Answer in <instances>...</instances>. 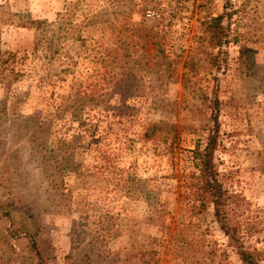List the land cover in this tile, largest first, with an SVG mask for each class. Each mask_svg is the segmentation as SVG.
Segmentation results:
<instances>
[{"label":"rangeland","instance_id":"obj_1","mask_svg":"<svg viewBox=\"0 0 264 264\" xmlns=\"http://www.w3.org/2000/svg\"><path fill=\"white\" fill-rule=\"evenodd\" d=\"M70 2L0 0V50L15 54L22 74L6 92L0 87V202L14 207V224L20 206L47 264H240L211 207L198 211L170 176L204 140L210 111L202 96L215 92L214 162L225 188L245 200L240 232L264 264V0H80L72 22L86 16L89 25L56 43L53 27ZM221 13H231L225 23L236 44L211 66L217 48L206 22ZM139 24L154 37L129 28ZM95 42L108 55L102 64ZM100 88L97 103L84 102L81 125L59 117L61 100ZM97 118L119 147L115 171L108 180L65 173L64 202L47 152L62 138L88 142ZM153 124L168 130L165 143L138 138ZM171 139L174 155L165 151ZM74 159L92 172L91 154ZM5 227L0 209V233Z\"/></svg>","mask_w":264,"mask_h":264},{"label":"trees","instance_id":"obj_2","mask_svg":"<svg viewBox=\"0 0 264 264\" xmlns=\"http://www.w3.org/2000/svg\"><path fill=\"white\" fill-rule=\"evenodd\" d=\"M70 1L67 13L60 15L59 20L53 27L55 31L52 32L51 38H54L56 43H59L60 39L77 36L82 26L84 24L85 26L89 25L90 23V19L84 16L79 24H73L72 18L76 14L80 0ZM1 9L0 13L2 14ZM230 18L231 13H221L206 22V29L210 34L209 45L212 48H217L216 54L208 56V62L211 66L217 65V54L223 53L221 50L222 47H225L229 41L232 44H236L235 38L228 39V25L225 21H230ZM7 21L5 20V22ZM32 24L31 22L28 25ZM35 25L40 27L42 22H35ZM129 28L139 33V36L142 38H153L156 34H151V29L144 28L142 24L137 25L136 28L130 25ZM95 47L92 51L94 52L95 60L102 64L105 61L104 57L107 58L108 55L106 53L102 54V52L98 53V43ZM242 52V49L239 50V54ZM15 60V54L0 50V87L5 92L22 75L19 70L13 68ZM183 65H186V63L184 62ZM84 90H79L76 98L73 96L67 97L65 100L67 101L68 99V102L64 100L60 101L58 105L59 117L63 118L64 115H68L71 123H75L76 125L82 124L80 111L84 102L94 101V103H97V99L104 96L101 93L102 88L91 90L87 94ZM202 97L203 100L208 102L207 108L210 111V117L208 119L209 127L206 130L205 138L201 143L196 142L193 148L186 152V156L184 157L186 168L177 177L175 176L174 165L170 166V176L172 179L177 178L179 187L184 191V199L187 202H192V205L196 204L198 211L211 207L213 220L225 238L226 247L234 252L239 263L258 264L260 261L259 252L254 248L244 245L240 232V224L237 220V214L242 209L245 200L239 194L230 192L225 188L214 162L215 153L219 147L217 123L218 96L215 92H212L211 95H203ZM96 120V125L90 129L88 142H85L81 136L75 139L62 138L59 139V146H55L54 149L47 152L44 164L46 162L49 164L48 167L53 172L52 175L58 179L53 180L55 183L53 187L56 189L59 188L62 191L65 188L63 179L65 173L73 174L75 179L83 178L86 174H91L90 176L96 179L108 180V177L113 175L115 168L112 152L118 151L119 147L115 145V142L110 143L108 141L107 130L100 127L99 118ZM43 124L41 125L43 126ZM168 133V130L165 131L161 126L153 124L148 125L138 138L143 141L153 140L165 143V140L169 137ZM166 145V153L174 155L172 139ZM83 147L85 150L81 151L80 149H83ZM79 154H91L94 162L92 164V172L82 165V163L74 159V156ZM57 157L59 158L57 159ZM115 157H117L116 154ZM118 182L115 185L113 184V187L117 188L119 185ZM65 190L66 192H61L59 196L63 198L64 202H70V187L65 188L63 191ZM0 209L3 213V219L5 218L7 221V227L3 228L0 233V264H33L31 260H35V264H47L46 258L37 243V230L32 217L28 216L27 212L19 206V208H16L19 214L14 224V218L11 212L14 207L3 200L0 202Z\"/></svg>","mask_w":264,"mask_h":264}]
</instances>
